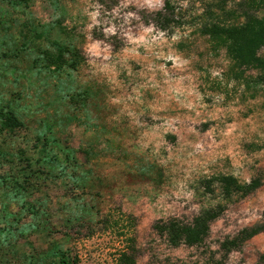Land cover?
<instances>
[{"label":"rangeland","instance_id":"obj_1","mask_svg":"<svg viewBox=\"0 0 264 264\" xmlns=\"http://www.w3.org/2000/svg\"><path fill=\"white\" fill-rule=\"evenodd\" d=\"M172 1L191 22L211 0ZM162 5L0 0V264L61 253L118 264L124 251L135 264H191L264 225V86L190 27H154L147 16ZM55 44L78 50L75 70L54 61ZM221 175L261 186L227 201L204 189ZM217 204L203 248H171L152 230ZM262 254L264 231L226 263Z\"/></svg>","mask_w":264,"mask_h":264},{"label":"trees","instance_id":"obj_2","mask_svg":"<svg viewBox=\"0 0 264 264\" xmlns=\"http://www.w3.org/2000/svg\"><path fill=\"white\" fill-rule=\"evenodd\" d=\"M264 8V0H249L238 8H229L227 0H211L202 13L187 22L181 15V9L172 0H163L162 8L148 14L154 27L162 32L190 27L199 35L207 38L214 51L224 50L225 56L231 62L233 69L238 71H256L254 81L264 86V60L260 51L264 47V17L258 11ZM147 18V21H148ZM55 60L62 61L67 57L68 67L76 69L81 63V56L76 48L55 44ZM52 59V58H50ZM254 78V77H253ZM255 79V78H254ZM17 124L15 118H11ZM216 184L222 198L231 200L233 197H245L255 192L260 186L258 178L248 183H239L233 176H217L204 182L207 193H213L212 186ZM225 211V206L217 204L215 207L204 209L191 220L170 218L157 221L152 230L164 237L171 248H203L210 234L211 224ZM264 231V225H254L239 231L234 237L225 239L216 253L205 254L207 258L202 262L191 264H227L228 255L239 249L246 241ZM133 251L132 249H129ZM264 263V254L259 256ZM58 264H76L74 259L58 256ZM118 264H135L133 254L122 252L118 256Z\"/></svg>","mask_w":264,"mask_h":264}]
</instances>
